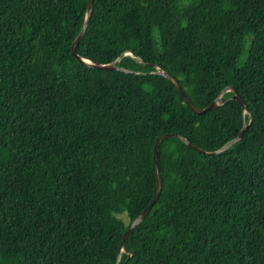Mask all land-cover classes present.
I'll list each match as a JSON object with an SVG mask.
<instances>
[{"label": "trees", "instance_id": "16d2710c", "mask_svg": "<svg viewBox=\"0 0 264 264\" xmlns=\"http://www.w3.org/2000/svg\"><path fill=\"white\" fill-rule=\"evenodd\" d=\"M88 3L0 0V264H264V0Z\"/></svg>", "mask_w": 264, "mask_h": 264}, {"label": "water", "instance_id": "95a60500", "mask_svg": "<svg viewBox=\"0 0 264 264\" xmlns=\"http://www.w3.org/2000/svg\"><path fill=\"white\" fill-rule=\"evenodd\" d=\"M94 4H95V0H89L88 3V9H87V18H86V22L85 25L81 31V33L79 34V36L77 37V39L75 40L73 47H72V53L73 55L83 64L86 66H89L91 68H95V69H100V70H106V71H127L126 69L122 68L119 66V62L121 61V59L123 57H125L128 54H124L122 55L117 61L113 62V63H109V64H99L96 62H93L91 60L88 59H84L82 58L80 55H78L77 53V49L78 46L80 44V42L82 41V39L85 36V33L88 29L89 26V21L90 18L93 14L94 11ZM132 56L136 57V55L134 53H131ZM155 74L157 75H161L165 78H167L168 80H170L171 82H173L176 87L178 88L181 96L183 97V99L185 100L186 104L188 105V107L196 114L198 115H202L204 113H207L217 107H219L221 104L219 102V100L227 93L232 92L233 96L231 97V100H236L238 101L244 111H248V108L243 100V98L240 96L239 92L235 89L234 86H229L226 89H224L220 95V98L217 99L216 101H214L211 105H209L208 107L204 108V109H200L197 106L194 105V103L191 101V99L186 95L185 90L183 89L182 85L180 84V82L178 81L177 78H175L174 76H172L171 74H169L167 71L161 70L160 68L157 67V70L155 72ZM252 122V119L250 121V123ZM249 123V124H250ZM249 124L246 123V120H244V126L243 129L241 130V132L239 133V135L231 140L230 142H228L227 144H225L223 147H221L218 150L215 151H206L198 146H196L195 144H193L191 141H189L187 138L180 136V135H176V134H164L162 135L157 143H156V147H155V151H154V157H155V164H156V175H157V184H158V188H157V193L155 198L153 199V201L148 205V207H146V209L133 221V223L131 224L130 228L126 231V233L124 234L123 240L120 244V250H119V256H121V254L123 252H127L126 250V242L129 239V237L131 236V234L133 233V231L145 220V218L151 213L153 207L155 206V204L157 203V201L159 200L162 190H163V180H162V174H161V168L159 165V148L161 143L171 137H176L181 139L186 145L192 147L193 149L206 154L208 156H215V155H219L224 153L225 151H227L228 149H230L232 146H234L236 143H238L240 140H242L245 136V133L247 131V128L249 127ZM128 253V252H127ZM129 257H131L132 255L130 253H128ZM117 264H120V257L118 258Z\"/></svg>", "mask_w": 264, "mask_h": 264}, {"label": "rangeland", "instance_id": "374dc122", "mask_svg": "<svg viewBox=\"0 0 264 264\" xmlns=\"http://www.w3.org/2000/svg\"><path fill=\"white\" fill-rule=\"evenodd\" d=\"M245 59H246V56L244 55L241 59V63H240V66H242L245 62ZM123 220H125L127 223L129 222L128 218L126 216H122L121 217Z\"/></svg>", "mask_w": 264, "mask_h": 264}]
</instances>
